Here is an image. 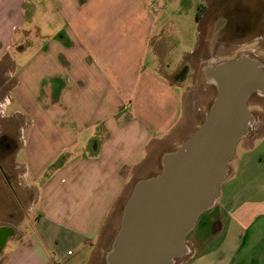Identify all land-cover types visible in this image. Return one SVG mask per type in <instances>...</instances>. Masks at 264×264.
<instances>
[{
	"label": "crops",
	"instance_id": "0c3cea01",
	"mask_svg": "<svg viewBox=\"0 0 264 264\" xmlns=\"http://www.w3.org/2000/svg\"><path fill=\"white\" fill-rule=\"evenodd\" d=\"M25 1L34 3L0 0V65L14 79L0 94V228L11 232L0 264H91L134 184L157 174L162 155L190 135L183 107L198 78L215 87L213 73L234 44L255 51L264 41V11L260 0H202L185 66L168 69L166 53L154 52L157 18L147 0H47L60 26L30 41L33 54L17 63L29 42ZM114 6L126 13L102 17ZM235 6L254 14L255 27L227 44L224 15ZM13 99L23 116L7 113ZM18 116L19 126H7ZM253 128L237 143L212 212L197 218L181 264H264V127Z\"/></svg>",
	"mask_w": 264,
	"mask_h": 264
},
{
	"label": "water",
	"instance_id": "95a60500",
	"mask_svg": "<svg viewBox=\"0 0 264 264\" xmlns=\"http://www.w3.org/2000/svg\"><path fill=\"white\" fill-rule=\"evenodd\" d=\"M213 75L216 91L201 124L162 155L157 174L132 187L106 264H173L186 254L183 241L199 214L218 199L227 163L253 120L247 98L264 95V68L242 56L219 63ZM10 233L0 228V251Z\"/></svg>",
	"mask_w": 264,
	"mask_h": 264
},
{
	"label": "rangeland",
	"instance_id": "374dc122",
	"mask_svg": "<svg viewBox=\"0 0 264 264\" xmlns=\"http://www.w3.org/2000/svg\"><path fill=\"white\" fill-rule=\"evenodd\" d=\"M255 1V0H254ZM150 8L152 9V13L156 15V22L153 23L152 34L153 36L159 35L157 38L153 39L154 52L158 57L161 53H166V58L161 55V58L164 59V65H168V69H174L176 66L181 65L183 63V50H187L191 45L190 39V31L191 25L195 22L192 20L191 15L192 11H197L200 6H202V0H147ZM260 8L264 11V0H260ZM128 8H124L127 10ZM116 13L115 11L119 10L121 16H123L126 12L121 11L122 8H118V6L114 7H105L104 15L102 17L111 16V12ZM24 11L26 16V22L24 24V29L28 32L29 42L22 43V47L20 49L25 48L24 51L19 53H13L16 56L17 63H25L29 59V57L33 54V49L28 48L31 47L30 41H39V34H49L54 31L55 28L60 26V22L62 21L60 13H56L53 11L52 5H50L47 0H34V3H28L25 1ZM184 34V38L183 35ZM201 41V40H200ZM233 43L238 40H232ZM237 44V43H236ZM235 45V44H234ZM238 47V46H237ZM243 46H239V50H241ZM255 51L251 50H241L240 52L248 55V58L256 60L263 68H264V41L257 46H253ZM46 48H43V50ZM232 50H235L234 48ZM203 51V50H202ZM227 60H230L226 58ZM3 63H12L13 60L11 58H6L2 61ZM1 62V63H2ZM182 66V65H181ZM185 66V63H183ZM182 66V67H183ZM4 66L0 65V86L3 84V80L10 79L6 84H4L0 88V94H4L6 90L10 89L12 84L14 83V79L11 77L13 72H4ZM167 69V68H166ZM6 73V75H5ZM197 82H199V86L196 87L194 96H189L187 99L185 98L184 107H183V115L185 117V124L188 126V129L191 130V133L201 124L206 115L211 102L215 95V87L212 85L204 84L201 77L198 78ZM15 109H18L23 116L27 109L23 108L21 105L17 104V100L13 99L12 103L7 107V113H11ZM247 110L252 115L253 122L252 126H259L257 129L258 133H261L264 125V97H259L258 95H252L247 101ZM254 116V117H253ZM258 119L260 122H258ZM21 120V116L17 118H13L10 123L8 122L7 126L13 127L15 129L19 126V121ZM28 122V121H27ZM29 123V122H28ZM27 124L25 123V126ZM190 133V134H191ZM255 135L254 132L248 133L247 138ZM239 149L237 145L235 147V152H238ZM152 156H155V151H152ZM238 154V153H237ZM257 153H253L252 155H256ZM155 161V157L152 159V162ZM236 160L229 161L228 164V172H229V164H235ZM158 171V168H155ZM227 172V174H228ZM264 177V173H263ZM239 183V178L234 180L233 183ZM219 188H223L224 185L220 184ZM3 208V206H1ZM0 207V219L4 216V211L6 208L2 209ZM6 207V206H5ZM8 209L14 210L15 207L7 206ZM212 212L211 207L204 212L200 213L198 216L199 220ZM211 214V213H210ZM16 217V216H14ZM212 218V216L210 215ZM18 218V216H17ZM9 221L11 224L15 225V219ZM118 215L112 216L108 221V223L103 228L101 233V245L98 247L99 252H97L96 257L94 258L91 264H106L105 263V255L110 248V243L112 241L113 236L119 226L118 223ZM199 223L195 224L191 231L184 238V245L187 247V252L184 256L177 258L173 264H181L187 256L190 254L189 244L193 238H195L196 232L198 231ZM16 237V236H14ZM9 248V243H7L6 249ZM71 251V250H70ZM1 263V261H0ZM75 264V263H74ZM79 264H83L79 263Z\"/></svg>",
	"mask_w": 264,
	"mask_h": 264
},
{
	"label": "flooded vegetation",
	"instance_id": "af4514ba",
	"mask_svg": "<svg viewBox=\"0 0 264 264\" xmlns=\"http://www.w3.org/2000/svg\"><path fill=\"white\" fill-rule=\"evenodd\" d=\"M224 16L226 19L229 20V28L228 30H226L225 32L226 37L224 38L227 44L233 42L232 40H241V38L243 37H240V35H245L247 32L250 33V30L255 27L256 20L254 14L246 7L235 6L231 9L230 12H227ZM200 24L201 27L204 26V23L202 21ZM235 45L238 46L239 44H235ZM242 56L248 57V55H245L244 53L240 52L239 49L236 47L235 50L231 51L230 54L227 55L226 57L229 58L230 60H233ZM254 94L258 95L259 97H264L263 94H260L257 91H253L249 94L247 101ZM252 122L248 127V133L254 132V128L251 127Z\"/></svg>",
	"mask_w": 264,
	"mask_h": 264
},
{
	"label": "built area",
	"instance_id": "2783aa9c",
	"mask_svg": "<svg viewBox=\"0 0 264 264\" xmlns=\"http://www.w3.org/2000/svg\"><path fill=\"white\" fill-rule=\"evenodd\" d=\"M67 254H68V255H70V254H71V252H70V251H68V252H67Z\"/></svg>",
	"mask_w": 264,
	"mask_h": 264
},
{
	"label": "trees",
	"instance_id": "16d2710c",
	"mask_svg": "<svg viewBox=\"0 0 264 264\" xmlns=\"http://www.w3.org/2000/svg\"><path fill=\"white\" fill-rule=\"evenodd\" d=\"M200 8H201V6H200ZM200 8L198 10H200Z\"/></svg>",
	"mask_w": 264,
	"mask_h": 264
}]
</instances>
